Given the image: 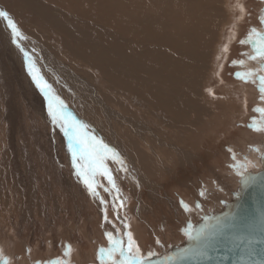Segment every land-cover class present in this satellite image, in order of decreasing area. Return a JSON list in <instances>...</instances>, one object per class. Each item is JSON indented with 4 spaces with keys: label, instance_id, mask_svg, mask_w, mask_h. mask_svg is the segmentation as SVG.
<instances>
[{
    "label": "rangeland",
    "instance_id": "rangeland-1",
    "mask_svg": "<svg viewBox=\"0 0 264 264\" xmlns=\"http://www.w3.org/2000/svg\"><path fill=\"white\" fill-rule=\"evenodd\" d=\"M0 3L15 16L26 37L47 50L54 66L85 80L86 96L92 94L91 86L96 88L112 107L149 125L158 136L157 140L154 137L146 143L151 148L150 158L145 152L148 149L139 141L135 146L138 161L135 165L143 169L145 176L139 181L151 180L154 194L150 189L140 191L128 184L120 166L121 158L119 163L105 161V166L113 172L115 188L98 174L96 194H89L72 168L68 138L58 126L52 125L47 101L33 83L27 61H23L16 45L3 31L5 26L0 20V264L4 261L102 264L100 250L107 252L111 247L107 232L125 244L127 233L131 232L143 255L148 252L161 255L171 247L183 245L187 239L183 230L189 223L194 226L230 201L239 186L238 182L227 179L228 176L236 179L233 164L256 173V159L264 150V133L257 134L253 126L264 123V96L259 91V77L264 76V71L260 70L259 58L249 57L255 54L257 39L252 30L264 35V23H261L264 0H0ZM130 6L136 10H129ZM144 15L164 20L163 25L170 19V26L159 27L158 31H170L171 35L183 38V43L184 32L193 30L194 37L188 36L187 42L191 49L199 50L208 39L203 91L200 89L207 110L202 114L201 109L184 112L160 103L158 86L152 113L149 105L141 103L137 94L132 93L127 82L132 46L127 37L132 39L129 29L134 18ZM169 39L172 44L177 41V37ZM123 49L128 61L121 63L119 55ZM111 61L115 70L106 72L105 64ZM138 63L143 67L141 58ZM250 71L255 75L247 83L237 76ZM169 95L190 108L185 101L188 98L185 89L184 94L171 89ZM63 102L66 114L83 125L84 135L91 136L93 129L81 122L85 118L82 111ZM160 106L166 107L168 113ZM96 112L101 119L102 111L98 108ZM181 114L184 120L180 125L173 121L170 124V115ZM196 114L202 119H197ZM215 116L219 124L211 132L209 118ZM114 128L112 125L108 129ZM251 131L256 133L252 141L243 135ZM159 134L170 140L164 141ZM238 137L249 139L248 145L232 146ZM160 142L164 143L159 145ZM178 147L187 150L184 158L192 155L184 165L171 150ZM124 158L132 165L128 156ZM160 159L164 160L162 164H158ZM126 160H122L124 165ZM228 186L235 187L226 199L223 194L229 193ZM210 190L219 192L224 200L217 197L215 202L206 194ZM167 195L176 198L174 207ZM181 201L191 211H185ZM197 204L201 205L200 209L195 207ZM157 240L160 245L156 244ZM69 247L71 251L65 256ZM113 259H121L119 252Z\"/></svg>",
    "mask_w": 264,
    "mask_h": 264
},
{
    "label": "bare ground",
    "instance_id": "bare-ground-1",
    "mask_svg": "<svg viewBox=\"0 0 264 264\" xmlns=\"http://www.w3.org/2000/svg\"><path fill=\"white\" fill-rule=\"evenodd\" d=\"M127 8L131 11L136 10V7L134 6H130ZM145 8L148 9L147 7ZM0 10L7 11V9L2 3H0ZM143 14L145 13L143 12ZM10 16L14 19L15 23L18 25L17 19L15 18V16L12 14H10ZM138 20L141 21L140 24L137 23ZM1 21H2V25L5 26L4 30L3 29L2 30L5 31L8 37L11 39L10 30L7 28L6 22H4L3 20ZM134 21H135L134 25L129 29V34L132 35V39H129L127 37L128 42L132 46V50L130 53L131 64L128 68V77H127V82L130 85V89L132 93L137 94L139 100H142L141 103L149 105L151 113L153 112V103L155 104V99L157 95V86L160 90V94L157 95V101H159L160 103H165L168 107L174 108V109L181 108L184 112H186L187 110L188 112H193L198 109H201L200 110L201 114L205 112V109L207 110V108L205 107L206 104L201 97L200 89L202 92L203 90H202L201 85H202L203 76H204L203 72L206 70L205 62L207 60V51L209 50L208 39L206 42H203L201 48L199 49L200 51H199L196 48L191 49V47L187 44L188 36L194 37L193 30L192 31L190 30L189 32H186V31L184 32V43H183V38L179 39L180 37L178 38V36L171 35L170 31L169 33H167L168 31H158L159 27L170 26L171 24L170 19L167 20L165 25L161 24L164 22V20L163 22H161L160 19H156L154 18V16H151V15L149 16L144 15L143 18L142 16L141 18L140 16L135 17ZM18 28L21 32V35L24 37L23 39H20L18 41L20 46L24 49V51L28 53L29 58L34 63L39 74L51 86L52 93L58 96L62 101L65 100L69 102L71 106L75 107V109L78 107L79 110L82 111V112L80 111L79 112L83 113L85 118H83V116L81 115L82 118L84 119V121H81V122L87 124L89 127L93 129L94 133L91 136H95L98 140L102 141L109 148L113 149L118 154L119 158H121V162H120L121 169H125V170H122V173H125V176H124L125 180L128 182V184L133 189H138L140 191L150 189L151 192L154 194V190L151 187L152 186L151 180H149V182H148V179L146 182L144 180L143 182L139 181L140 179H144L145 176L143 175L144 173L142 171L143 169L140 170V168L135 165V163L138 162L135 159L136 157V154H135L136 147L135 146H136V143L139 141L141 145L145 146L148 149L146 143H148L154 137L156 138V140L158 139L156 132L152 130L149 125L142 123L135 117H131L127 115L125 112H123L116 106L112 107L111 106L112 104L107 102L96 88L91 86L92 94L89 96H86V91L84 87L85 80L69 71L63 73L59 67H56L52 64V61L54 59L50 57V54L47 52V50L45 48H42L38 44H36L31 39L27 38L24 32L22 31L21 27H19V25H18ZM169 37L171 38V40L174 39V37H177V41L174 44H172L170 43ZM14 47L17 50V52H19V55H21L23 61H25L26 59H25L24 53L21 52L20 49L17 48L16 46ZM122 48H124V46H122ZM107 54H108V49L105 50V55L107 56ZM119 56L121 59V63L128 61V56H127L125 49L120 51ZM139 58H141L143 61V67L139 66V63H138ZM114 70H115L114 62L113 61L106 62L105 71L113 72ZM116 70L118 71V67L116 68ZM69 79L71 82L69 81ZM171 89L173 92L178 90L179 93H183V94H184V89H185V95L188 96V98L185 101L187 104H190V108L187 107L185 103H184V106L180 105L176 100L171 98V96L169 95ZM140 93H144L145 95H142ZM98 108L102 111V114L99 113V115H102L101 119L96 115L97 113L96 110ZM158 108H161L165 114L168 113V110L166 107L164 108L160 106ZM128 118L132 120L133 122L132 124L128 122L129 121ZM170 118H171L170 124L173 121V124L174 122H176V124L178 123L180 125V121L184 120V115L181 114V116H174V117L170 115ZM200 118L202 119V117L198 115L197 119H200ZM209 119H210L209 129L211 131L213 130V128L215 129L219 123H217L218 121L216 119V116L209 118ZM163 120L165 121V118H163ZM102 125H104L105 130H103ZM112 125L113 127H115L114 130L108 129ZM84 129L86 128L84 127ZM115 131H117L118 133H115ZM210 131H208L207 133H209ZM258 133L259 132H257V134ZM88 134H91V133L89 132ZM243 135L246 138H250V140L252 141L253 139H255L254 137L256 136V133L251 131V132H245L243 133ZM252 135H254V137H252ZM159 136H161L162 138L161 137L160 138L163 139L164 141L170 140L168 139L167 136H165V139L163 137L164 135L162 136L159 134ZM259 136H262V134ZM204 138H205V135L201 139L204 140ZM227 140H229V142L231 143L230 139L227 138ZM161 143H164V142H160L159 145H162ZM247 143H249V139L245 140L243 137H240L238 141L232 142L233 144L232 146L237 145L236 148L238 147L240 148V146L248 145ZM199 145L197 144V147ZM150 149L145 150L148 158H150L152 154ZM171 150L173 151V154L179 159L180 164H183V165H184V161L186 163L188 160H190L189 158H191L192 156V155H189L188 159H186L187 157L184 158V154H186L187 152L186 149L184 150V147L181 149L179 147L172 148ZM125 156H128V159L132 162V165L128 164L127 160L124 158ZM255 157H257V155H255ZM260 157L261 156H258L256 159V162H257L256 164L258 165V168L254 169L256 170V172L261 167L259 163ZM122 160L123 161L126 160L125 165L122 163ZM163 161L164 160L160 159L158 161V164H162ZM107 162L111 163L115 161L109 159L107 160ZM132 166L133 168H131V171H130V167ZM242 169L243 168H241V170ZM225 176L227 177V175ZM146 177L148 178V174ZM235 177L236 179L234 177L228 176L227 179H231L233 180V182H238L239 178L237 179V176ZM232 186L230 187L228 186L230 190L228 189L229 193L226 192V194L225 193L223 194V195H226L225 197L218 194L219 192L216 193L213 190L207 191L206 194L209 197H212V199L214 198V201L216 200L217 197L220 199H222L223 197L227 199L229 198L228 196L232 193L231 188L235 187V186L234 187ZM236 188L234 189L232 194L236 192ZM223 189L222 191L226 190V189L225 190ZM169 195H167V198H169L168 202L171 204L172 207H174L175 203L177 202L176 198L170 197ZM232 196L233 195H231V197ZM139 206H141L140 203H139ZM149 209L150 207L148 208V210ZM142 235L145 236L147 234L143 233Z\"/></svg>",
    "mask_w": 264,
    "mask_h": 264
},
{
    "label": "snow or ice",
    "instance_id": "snow-or-ice-1",
    "mask_svg": "<svg viewBox=\"0 0 264 264\" xmlns=\"http://www.w3.org/2000/svg\"><path fill=\"white\" fill-rule=\"evenodd\" d=\"M241 11H243L242 8ZM0 20L6 22L7 28L10 30L11 43L15 44L24 53L28 74L47 101L48 116L51 118L52 125L58 126L60 131L68 138V152L71 154V165L75 169V175L80 178L91 195L96 194L97 185L95 183V176L98 174L104 176L108 183L115 188L114 178L109 168L105 166V161L111 159L119 163L120 158L118 154L95 136H86L82 133L81 128L83 126L66 114L64 102L52 93L51 86L39 74L28 53L20 46L18 41L24 37L21 35L14 19L7 11L0 10ZM261 23H264V19L261 20ZM252 32L257 36V39L255 40V54L250 56L249 59L257 60L259 58L262 62L260 70L264 71V35L256 33L255 29ZM249 41H252V35L249 36ZM254 75L255 73L251 71L246 74H237L238 78L245 83L249 82V79ZM259 84V91L264 96V76L259 77ZM253 131L264 133V123L261 126H253ZM260 163L264 165V157L260 158ZM232 167L236 175L241 178V182L246 184L248 181V177L245 175L246 166L233 164ZM242 167L244 171L241 170ZM252 167H255V165H252ZM200 195L203 196L204 193L201 192ZM101 203H104V201L101 200ZM121 206H123L122 202ZM180 206L185 211H191L189 206L183 201L180 202ZM195 207L200 209L201 205L197 204ZM105 220L107 221V215H105ZM124 227L127 228L128 225L125 224ZM192 227L191 223H189L187 228L183 230V235L188 241L194 242L196 246L195 251L203 255L202 248L207 247L205 228L202 227L199 231L193 233ZM106 236L111 247L107 252L104 249L100 250V253L103 254L100 257L102 264H153V257L156 253L148 252L147 255H143L140 248L135 245L131 232L127 233L126 244L122 239H114L112 232H107ZM160 243L159 240L156 241V244L160 245ZM70 251L69 247L65 251V256H68ZM189 251H192V249H182L180 255L183 256ZM117 252H119L121 259L114 260L113 257ZM3 264H8V262L4 261ZM57 264H62V262L57 261Z\"/></svg>",
    "mask_w": 264,
    "mask_h": 264
},
{
    "label": "water",
    "instance_id": "water-1",
    "mask_svg": "<svg viewBox=\"0 0 264 264\" xmlns=\"http://www.w3.org/2000/svg\"><path fill=\"white\" fill-rule=\"evenodd\" d=\"M260 166L256 173L245 172L246 184L239 177L236 192L219 211L193 226V233L205 228L203 255L186 239L183 245L154 256L153 264H264V165ZM182 249L192 251L181 256Z\"/></svg>",
    "mask_w": 264,
    "mask_h": 264
}]
</instances>
